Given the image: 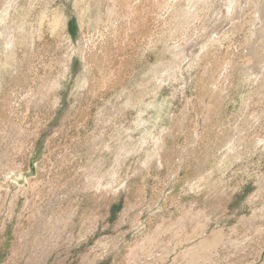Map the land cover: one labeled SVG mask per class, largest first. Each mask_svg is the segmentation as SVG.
<instances>
[{"label": "rangeland", "instance_id": "rangeland-1", "mask_svg": "<svg viewBox=\"0 0 264 264\" xmlns=\"http://www.w3.org/2000/svg\"><path fill=\"white\" fill-rule=\"evenodd\" d=\"M0 264H264V0H0Z\"/></svg>", "mask_w": 264, "mask_h": 264}, {"label": "bare ground", "instance_id": "bare-ground-1", "mask_svg": "<svg viewBox=\"0 0 264 264\" xmlns=\"http://www.w3.org/2000/svg\"><path fill=\"white\" fill-rule=\"evenodd\" d=\"M92 167V166H91ZM103 185V183H101V182H99L98 184H97V187L100 189V187ZM176 244V243H175ZM174 247H171V248H164V249H162V254H161V256L163 257V256H165V255H168V254H170L174 249H173Z\"/></svg>", "mask_w": 264, "mask_h": 264}]
</instances>
